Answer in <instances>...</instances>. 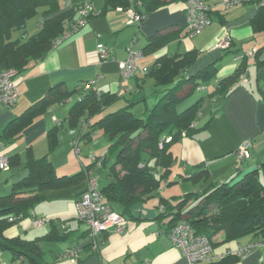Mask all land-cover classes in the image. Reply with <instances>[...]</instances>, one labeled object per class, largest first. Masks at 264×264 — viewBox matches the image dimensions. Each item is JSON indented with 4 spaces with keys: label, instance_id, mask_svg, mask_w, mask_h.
<instances>
[{
    "label": "crops",
    "instance_id": "1",
    "mask_svg": "<svg viewBox=\"0 0 264 264\" xmlns=\"http://www.w3.org/2000/svg\"><path fill=\"white\" fill-rule=\"evenodd\" d=\"M59 1L61 10L72 8L76 10L77 5L90 1L93 9L99 13L55 48L51 46L41 60L24 74L14 78L18 98L12 107L0 105V133L12 118L20 115L52 87L61 86L70 92L88 81H94L93 87L99 92L118 96V100L98 118L126 105H130L132 110L133 104L138 105L135 108L140 115L132 113L144 118L160 93L172 87L166 86L155 92L153 81L145 77L157 59L164 56L197 52L195 62L181 73L178 79L193 76L210 64H214L215 75L210 82L204 83L207 87L202 90H207L208 93L197 99L202 103L196 119L192 122L195 124L193 134L180 136L169 145L168 151L173 162L167 179L160 184L157 191L139 199L124 201L126 203L118 200L108 202L105 199L112 210L123 213L127 219L128 224L123 234H116L110 230L97 233L94 238L96 248H93L88 237L89 228L76 218L75 212V201L86 188L85 178L68 188L42 192L40 194L42 199L33 206L29 218L10 228L6 236H19L27 241L37 239L44 249L43 259L48 264L51 263L44 258L47 252L57 260L67 258L61 261V264H185L179 250L171 244L166 234V231L176 224L172 221L173 215H170V212L176 213L178 210L171 209L164 214L165 207L161 200L175 207L184 195H202L215 184L243 178L264 162V105L260 101V92L257 89L256 77L259 69L253 59V52L264 46V33H254L250 26L258 10V1L231 0L232 4L226 7L222 5L223 0H205L212 22L192 38L187 36L183 0H165V4L156 10L147 14L141 13L145 19L137 25H128L126 8L121 5H107L105 0ZM134 1L129 0L130 7ZM40 22L41 17H38L34 26L26 25V35L36 33L40 28ZM224 31L229 34L232 41L226 51L215 48L217 37ZM154 35L158 37L154 47L147 49ZM98 44H103L109 49L114 60L101 61L96 52ZM130 45L133 49L144 52V56L137 62L134 76L122 81L118 62L125 59L126 48ZM230 54L235 56L232 57ZM262 54L263 58L264 52ZM244 55H247L246 72L242 74L244 77H239L228 96L212 95L213 85L232 75ZM251 61L252 65H248L247 63ZM148 80L152 81L151 84ZM149 87H153V90L147 92L150 90ZM194 89L196 87L192 83L183 85L176 93L178 102ZM131 93H134L133 98H137L138 101L127 98ZM77 99L78 94L74 93L64 102L50 105L21 132L14 143L9 146L0 145V156H6L8 164L9 157L18 158L16 164H9L7 170H0V195L8 194L12 185L26 176L24 164L28 152L35 158L48 155L58 176H70L89 166L86 176L96 179L100 191L112 182L109 171V166L114 161L112 154L105 166L94 163L95 158L103 157L107 153L103 135L95 142L93 141V137L97 135L95 133L88 142L90 146L84 147L86 152L83 153L80 147L83 141H76L80 129L78 126L70 127L69 110ZM121 99H124L125 105L119 102ZM205 105L206 108L209 107L208 113L203 107ZM175 109L178 112V109ZM50 130H56L57 146L49 153L47 134ZM246 141L252 146L248 157L240 161L236 152ZM75 143L76 147L73 146ZM118 170L116 168V171ZM198 203V199L193 198L180 210L185 212ZM33 219H45L47 222L42 228H34L31 224ZM45 226L48 227L45 233L34 239L22 237V234L29 230H40ZM50 232L53 234L52 239L44 238ZM59 236L63 239L57 240ZM211 241L213 245L211 264H264V242L253 246L243 257L231 254L238 247H246L256 242L252 235L224 242V234L220 232L213 236ZM42 243L50 246L45 249ZM63 243L65 245L61 246ZM68 251H74V262L66 256ZM1 257L0 254V264H6L1 261ZM17 260L20 263L24 261L12 260L10 254L11 262Z\"/></svg>",
    "mask_w": 264,
    "mask_h": 264
},
{
    "label": "trees",
    "instance_id": "2",
    "mask_svg": "<svg viewBox=\"0 0 264 264\" xmlns=\"http://www.w3.org/2000/svg\"><path fill=\"white\" fill-rule=\"evenodd\" d=\"M105 2L110 6L121 5L137 13L147 14L166 1L135 0L131 5L133 8L130 7L129 0ZM37 16L41 17L40 28L36 33L27 36L25 31L27 23ZM208 16H211L209 12ZM77 18L75 8L61 10L59 0H0V73L15 70L16 76L24 74L43 58L53 42L63 35L70 23ZM250 26L254 33H264V6H258ZM157 38L154 35L150 39L147 49L154 47ZM263 52L264 46L253 52V59L259 69L256 77L257 89L260 92V101L264 105ZM196 57L197 52L190 51L182 55L157 59L145 77L153 81L155 92L166 86L172 87L160 93L144 118L135 116L130 111V105L98 118L118 100L117 95L99 92L95 87L82 91L79 86L77 90L68 92L61 86H54L4 126L0 133V145L9 146L14 143L21 132L50 105L64 102L77 93L78 99L73 103L68 116L70 127L78 126L80 129L76 141L88 143L100 130L108 154L95 158L94 163L96 165L97 161L103 158L101 164L105 166L111 154L114 158L109 166L112 182L101 190L104 202L106 203L105 199L108 202L131 201L153 193L170 173L173 159L168 151L169 145L181 136L182 131L186 136L193 134L194 129L189 127L201 109L202 102L197 100L183 111L176 112L178 103L176 93L186 83H192L198 89L202 86L206 88L204 83L210 82L215 75L214 64H210L193 76L178 79L177 77L195 62ZM246 57L247 55L243 56L239 67L232 75L213 85L212 95L230 94L239 77L246 72ZM168 136H171V140L163 141L160 147V140ZM47 144L49 153L56 148V130L48 132ZM73 146L76 147L77 144ZM17 162L16 156L9 157L10 165ZM24 168L27 171L26 176L15 182L8 194L0 195V252L8 251L12 260L22 259L30 264H48L43 259L44 249L37 239L27 241L19 236L8 237L6 232L29 218L33 206L42 199L40 196L42 192L68 188L87 179L90 167L85 166L84 170L70 176H58L48 155L35 158L28 152ZM116 168L119 170L116 171ZM193 198H197L199 203L182 212L180 209ZM161 202L165 207L164 214L171 209L178 210L176 213L170 212V215H173L172 221L176 223L186 221L196 233L203 234L209 239L222 232L224 242L236 241L245 235H252L256 242H264V162L243 178L215 184L202 195H184L175 207H171L163 199ZM11 218L14 220L10 221ZM52 237L53 234L50 232L44 238L51 240ZM56 239L60 240L63 237L59 236Z\"/></svg>",
    "mask_w": 264,
    "mask_h": 264
},
{
    "label": "built area",
    "instance_id": "3",
    "mask_svg": "<svg viewBox=\"0 0 264 264\" xmlns=\"http://www.w3.org/2000/svg\"><path fill=\"white\" fill-rule=\"evenodd\" d=\"M257 1L259 6H264V0ZM230 4H232L231 0L222 1V5L226 7ZM184 6L187 18V36L192 38L211 24V19L208 16L209 8L205 0H184ZM76 11L78 14L77 20L70 23L68 30L53 42L52 48H55L64 39L86 25L91 17L97 16L99 13L93 9L90 1L78 5ZM125 11L128 15V25L140 24V22L145 19L143 14L137 13L132 9H126ZM231 42V37L224 31L217 37L215 48L226 51L230 48ZM96 52L101 61L114 60L109 49L103 44H98L96 46ZM251 54L250 52L249 55ZM143 56L144 53L141 50L133 49L132 45L126 48L125 59L118 62L119 75L122 81H126L134 76L137 69V62L141 60ZM15 76V70H6L0 73V105L8 108L14 106L18 98V91L14 83ZM241 77L243 78L244 76L241 75ZM94 83V81L84 82L80 87L82 91H87L93 87ZM200 89H204V86ZM194 127L195 124L192 123L189 128L194 129ZM181 136H185V132H181ZM170 140L171 136L163 137L159 142V146H162L163 141L169 142ZM251 146V143L246 141L238 148L236 152L238 160L241 161L248 157ZM102 159L103 158L97 161L98 166L101 165ZM8 166V158L4 155L0 156V170H7ZM75 212L76 218L88 226V237L92 241L93 248H96L94 238L97 233L110 230L116 234H123L128 224L127 219L122 214L112 210L104 202V197L97 187L96 179L93 177L87 178L85 190L76 199ZM13 220V218L10 219V221ZM46 222L45 219H33L31 224L34 228H42ZM166 234L171 244L179 250L181 256L185 260V264L212 263L213 245L211 239L203 234L196 233L187 222L181 221L174 224V226L166 231ZM259 243L260 242H254L246 247H238L231 254L243 257L250 252L253 246ZM66 256L72 262L75 261L74 251H68Z\"/></svg>",
    "mask_w": 264,
    "mask_h": 264
},
{
    "label": "rangeland",
    "instance_id": "4",
    "mask_svg": "<svg viewBox=\"0 0 264 264\" xmlns=\"http://www.w3.org/2000/svg\"><path fill=\"white\" fill-rule=\"evenodd\" d=\"M40 13V12H39ZM40 18V16H37V17H35L34 19H32V20H30L31 22L29 23H27V26H34V23H35V21H36V18ZM31 23H33V24H31ZM30 24V25H29ZM40 25V24H39ZM15 35V34H14ZM13 35V36H14ZM232 57H234L235 55L234 54H230ZM248 65H252V61L251 62H248L247 63ZM253 69H255L254 67H253ZM148 82L151 84V80H148ZM150 88V90H147V92H150V91H152L153 90V87H149ZM149 88H147V89H149ZM208 92H207V90H198L197 88L196 89H194L191 93H189L188 95H186L184 98H180L179 99V102L176 104V108L178 109V112H180V111H182L183 109H185L184 107H187V105H189V104H191V103H193L194 101H196L199 97H201V96H203L204 94H207ZM134 94V93H133ZM132 93L129 95V96H127V98H133L134 97V95H133ZM149 97V99H150V101H152V99L150 98V96H148ZM140 98V97H139ZM133 99H136L135 101H138V99L137 98H133ZM190 101H192L191 103H190ZM119 102H121V103H123V105H125V103L126 102H124V99H121V101L119 100ZM153 104V103H152ZM208 104V103H207ZM118 105V104H117ZM209 105H211V103L209 104ZM208 105V106H209ZM132 106V110H131V108H130V110H131V112H133L135 115H137L138 116V114L140 113V112H138L137 113V109L135 108L136 106H138V105H131ZM204 108H206V105L205 106H203ZM202 107V109H204ZM205 110H207V113H208V110H209V107L208 108H206ZM203 111V110H202ZM140 115V114H139ZM97 135L96 136H94L93 137V141H95V140H99V137H101V135H102V132L100 131V130H98L97 132ZM95 142H97V141H95ZM86 144H88L87 146H86ZM99 144V143H98ZM97 144V145H98ZM88 146H90L89 145V143H84V142H81V145H80V147L82 148V151H83V153L84 152H86L85 151V148L84 147H88ZM90 148H92V146L90 147ZM10 191V189L8 190V192ZM47 226H45L43 229H40V230H35V229H32V230H29L27 233H24V234H22V237H24V238H26V239H34L35 237H38V236H40V235H42V234H44L45 233V231L47 230ZM67 243H69V242H67ZM59 245V244H58ZM65 245V243H63V244H61V246H64ZM42 246H44L45 247V249H46V247L47 246H50V245H45L44 243H42ZM54 246H57L56 244H54ZM1 254V261L2 262H5L6 264H30L27 260H24L22 263H20V261L19 260H17V261H10V254L7 252V251H3V252H1L0 253ZM44 258L46 259V261H48V262H50L51 264H61V261H63V260H67V258L66 259H64V258H62V259H60V260H57V259H55V257L53 258V256H52V254H49V252H47L46 254H45V256H44ZM52 261H54V262H52ZM60 262V263H59ZM72 262V261H71Z\"/></svg>",
    "mask_w": 264,
    "mask_h": 264
},
{
    "label": "clouds",
    "instance_id": "5",
    "mask_svg": "<svg viewBox=\"0 0 264 264\" xmlns=\"http://www.w3.org/2000/svg\"><path fill=\"white\" fill-rule=\"evenodd\" d=\"M183 2H184V0H183ZM78 6V5H77ZM190 129V128H189ZM183 132V131H182ZM181 135V134H180ZM186 135V134H185ZM252 145V144H251ZM89 231V230H88Z\"/></svg>",
    "mask_w": 264,
    "mask_h": 264
}]
</instances>
